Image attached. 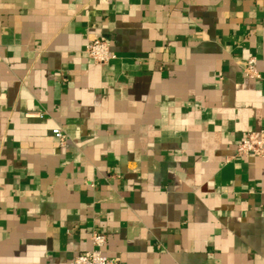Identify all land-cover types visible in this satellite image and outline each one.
I'll return each instance as SVG.
<instances>
[{
    "label": "crops",
    "instance_id": "1",
    "mask_svg": "<svg viewBox=\"0 0 264 264\" xmlns=\"http://www.w3.org/2000/svg\"><path fill=\"white\" fill-rule=\"evenodd\" d=\"M262 130L264 0H0V264H264Z\"/></svg>",
    "mask_w": 264,
    "mask_h": 264
},
{
    "label": "built area",
    "instance_id": "2",
    "mask_svg": "<svg viewBox=\"0 0 264 264\" xmlns=\"http://www.w3.org/2000/svg\"><path fill=\"white\" fill-rule=\"evenodd\" d=\"M83 54L97 66H108L118 59L112 50L110 41L104 37L88 42ZM243 73L249 79H260L255 57L245 62ZM52 133L61 147L66 146L67 137L62 130L56 128ZM236 154L264 159V130L251 132L243 137L237 144ZM106 243L107 237L104 234L94 233L91 237V249L80 253L71 264H115V261L109 259L104 253Z\"/></svg>",
    "mask_w": 264,
    "mask_h": 264
}]
</instances>
